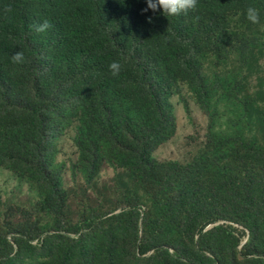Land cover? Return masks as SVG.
<instances>
[{
  "label": "trees",
  "instance_id": "trees-1",
  "mask_svg": "<svg viewBox=\"0 0 264 264\" xmlns=\"http://www.w3.org/2000/svg\"><path fill=\"white\" fill-rule=\"evenodd\" d=\"M249 6L258 9L260 23L247 19ZM146 7L147 0H0V166L22 171L38 181L42 193L56 197L62 178L47 165L46 146L69 112H81L77 142L83 151L105 141L126 164L148 170L151 152L174 130L170 97L187 89L210 112L214 91L233 96L227 80L218 74L207 78L204 67L261 45L264 0H198L195 10L169 17ZM44 20L52 27L36 32L34 25ZM17 51L25 56L21 64L12 61ZM113 61L121 65L117 76L109 69ZM237 140L250 150L242 134ZM95 166L94 157L89 174ZM204 211L189 212L185 222L186 238L197 245L194 255L161 247L146 256V243L165 235L167 209L161 203L155 219L143 222L137 255L111 231L101 244L93 233L99 218H90L67 233H47L38 245L23 240L19 251L4 239L0 264H216L210 241L225 236L231 243L233 234L223 225L208 229L217 218ZM140 215L138 206L123 209L117 215L126 217L122 231L136 233ZM218 219L245 226L248 246L261 236L253 209ZM249 259L264 264L261 256Z\"/></svg>",
  "mask_w": 264,
  "mask_h": 264
},
{
  "label": "rangeland",
  "instance_id": "rangeland-1",
  "mask_svg": "<svg viewBox=\"0 0 264 264\" xmlns=\"http://www.w3.org/2000/svg\"><path fill=\"white\" fill-rule=\"evenodd\" d=\"M259 38L261 45L205 65L206 77L225 78L233 93L227 97L214 91L210 112L187 89L170 97L174 130L151 152L148 170L126 164L105 141L83 151L77 142L81 112H69L46 144L45 161L62 178L56 197L42 193L38 181L22 171L0 166V243L9 239L19 251L23 240L38 245L47 233H67L74 224L99 218L93 233L101 244L111 231L119 245L137 255L143 222L153 221L157 205L163 203L165 235L146 243V256L161 247L194 255L197 245L186 238L185 222L189 212L205 210L217 218L208 229L223 225L233 234L231 243L225 236L210 241L216 264H252L249 258H264V26ZM241 134L250 150L237 140ZM122 139L129 142L126 134ZM94 157L95 171L89 174ZM131 206L141 209L138 230L124 233L126 217L117 215ZM250 209L259 213L261 228L252 247L245 226L218 219Z\"/></svg>",
  "mask_w": 264,
  "mask_h": 264
},
{
  "label": "clouds",
  "instance_id": "clouds-1",
  "mask_svg": "<svg viewBox=\"0 0 264 264\" xmlns=\"http://www.w3.org/2000/svg\"><path fill=\"white\" fill-rule=\"evenodd\" d=\"M198 5V0H147V7L143 10L147 12L149 9L155 12H160L167 17L178 16L181 14H187L190 10H195ZM4 17L8 19V13L12 12L10 5L5 6L3 9ZM247 19L253 24L260 23V14L257 8L249 6L246 10ZM151 19V18H149ZM52 25L49 21L44 20L38 25H34L35 31L42 33L50 29ZM25 60L24 53L17 51L12 55V61L16 64H21ZM110 72L113 76L119 75L121 65L118 61H113L109 65Z\"/></svg>",
  "mask_w": 264,
  "mask_h": 264
}]
</instances>
